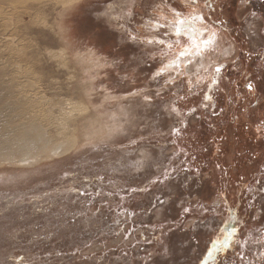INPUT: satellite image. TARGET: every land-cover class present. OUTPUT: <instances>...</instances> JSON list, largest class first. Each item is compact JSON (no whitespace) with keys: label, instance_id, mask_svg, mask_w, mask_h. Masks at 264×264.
I'll return each mask as SVG.
<instances>
[{"label":"rangeland","instance_id":"374dc122","mask_svg":"<svg viewBox=\"0 0 264 264\" xmlns=\"http://www.w3.org/2000/svg\"><path fill=\"white\" fill-rule=\"evenodd\" d=\"M6 1L12 10L0 6V89L11 98L3 104L33 96V112L44 116L39 130L22 133L25 143H35L33 161L0 156V264H264V63L251 78L255 92L245 78L226 77V68L207 88L217 64L243 68L232 53L237 45L244 48L242 36L250 48L262 46L257 21V36L242 23L246 11L237 12L241 24H229L226 35L203 24L217 33L214 49L204 54L218 61L198 76L202 83L192 94L183 63L180 77L167 69L151 78L180 49L148 31L160 22L164 0ZM157 38L165 44L147 43ZM82 56L83 70L76 63ZM79 78L91 79V102L114 128L88 144L77 132L84 112L65 117L63 132L57 125L70 104L90 110L75 90ZM173 78L175 84L166 83ZM158 91L162 99L143 100ZM17 113L13 105L11 117ZM174 126L181 132L172 135ZM66 137L68 149L49 152ZM191 150L202 155L189 157ZM229 234V247L222 246Z\"/></svg>","mask_w":264,"mask_h":264},{"label":"bare ground","instance_id":"6f19581e","mask_svg":"<svg viewBox=\"0 0 264 264\" xmlns=\"http://www.w3.org/2000/svg\"><path fill=\"white\" fill-rule=\"evenodd\" d=\"M25 4H26V2H25ZM0 6H1V8H3L5 10V12H6V10L7 11L8 10H10V11L12 10V8H11L12 7V3H10L9 1L0 0ZM35 13H37V12H35ZM196 21H198V20H196ZM200 28H203V24H202V26ZM207 31H208L209 34L212 33V31L209 30V29H207ZM167 32H168V34H170V33L174 34L175 30L172 27V28H168ZM226 53L228 54V52H226ZM212 57L211 56L208 57V56H205V54H203V56L195 58L193 63L186 67V73L189 75V80H192L194 78H198V76H200V77L204 76L205 75L204 74L205 70L206 69L209 70L210 67L215 65L216 62L218 61L216 57L215 58L214 57L212 58ZM172 62L173 61H171L170 64ZM76 63L83 70L84 65H86V59L83 56L79 57V59H77ZM181 63H183V62H181ZM18 66H19V64H18ZM20 68H21V65H20ZM23 68H22V70H23ZM76 68H78V67H76ZM0 69H1V67H0ZM17 69H16V71H17ZM173 69H175V68H173ZM1 71H4V70H1ZM19 71H21V69ZM90 80H88L89 81L88 82L87 80H85L83 78H79V80H78V82L76 84V87H75V90L78 91L80 96H82L86 100V102L90 105V110H88V112L85 113V111H87L85 106H82V105L78 104L76 107H74V105L71 106V104H70L69 106H70L71 109L69 108L70 110H68L67 113L63 111V113H62V115H61V117L59 119V123L58 124L55 123V124L58 125V127H59V129L61 131L65 130L66 129L67 120H68L69 116L75 115L73 113H78L77 115H81V113L84 112L85 116L82 117L80 124L77 126L78 127V129H77L78 138L80 139L79 142L83 143V144L93 143V142H96L98 140H101V139L105 138L106 136H108L109 134H111L112 130L114 129L113 126L108 125V122L106 121V118L104 117V115L102 113L103 111L100 110L99 107L94 106L93 103L91 102V99H90V95L91 94H90V92L92 90V87H91V83H90L91 81ZM9 96H11L10 95V91H8V90H6L4 88L0 89V123H1V125H0V136H1V138H2V136H3V138L5 137L4 141L1 140L2 144L0 143V156L4 155V154L16 155V156H18V160L20 162H23L24 164H27V163H30L31 161L34 160L35 156L32 155L31 152L34 150L35 143H33V142L30 143V144L25 143L23 141L22 133L27 128L28 129L34 128L35 130H39V128H41V126H42V125L41 126L39 125L40 124V120L39 119H40V117H42L44 115L38 114V112H37V114L33 112V109L38 108L37 105H36L38 103V98L37 99L31 98V97H33V96H31L28 99V95L24 96V94H23L22 97L20 96L21 100H20V98H17V96H16V101H18L17 103L14 102L10 106H4V104H5L4 101L6 99L11 98ZM13 97L14 96H12V98ZM17 99H19V100H17ZM12 100L10 99V101H12ZM13 105L17 109L18 113L16 114V116L11 117L12 116ZM62 110L63 109L61 108V111ZM72 110H73V112H72ZM10 113H11V115H10ZM50 117H51V115L48 114L47 118L50 119ZM65 117H67V120L64 119ZM51 119H52V117H51ZM49 121L51 122V120H49ZM57 121L58 120H56V122ZM53 122L54 121H52V123ZM47 128H48V126H47ZM38 134H40V133H38ZM44 135H45V133H44ZM46 142H48V140ZM39 143H41V142H39ZM42 145H44V144H42ZM71 145H72V141H71V139H68V138H67V140L54 142L52 144V146H51L52 148L49 150V152H52L53 155H58L61 152H63L66 149H68V147L71 146ZM41 147H43V146H41ZM12 159H14V158L12 157Z\"/></svg>","mask_w":264,"mask_h":264},{"label":"flooded vegetation","instance_id":"af4514ba","mask_svg":"<svg viewBox=\"0 0 264 264\" xmlns=\"http://www.w3.org/2000/svg\"><path fill=\"white\" fill-rule=\"evenodd\" d=\"M159 3L160 7L162 8L159 11V14L161 16L159 24L162 25H174L178 19L187 20L192 16H197L199 13H201L198 16H202L205 19L203 20V22H201L200 20L195 21V27L200 28L202 24L207 23L216 28H223L224 34L226 35V27H228L229 24L234 29L239 28L241 23L237 19L236 14L241 10L248 13V16L242 20V23L245 24L249 22V35L253 34L257 36V26H255L257 21L259 34L264 37V0H164L163 2L159 1ZM183 7L187 10L192 9L189 10L190 12H193L192 15H185L183 12ZM222 11H228V15H226L227 17L223 16L221 19H216V13ZM177 12L181 15L178 16ZM131 24L134 23L131 22ZM168 28L172 27H160L159 30L155 31L153 26V29H150L148 31H153V33H160V37L169 39L171 42H174L176 39L175 33L169 35L167 32ZM235 33L237 34V32ZM240 39H242L241 43L245 44L244 48H242L241 45H237L236 50H232V53L233 55H235L234 60L240 61L243 68H241L238 72H235L234 70H232L231 66L226 67V77L237 76L240 78H245V82H251L256 90V82L251 80V78L256 77L257 79V76H259L257 69L263 66L264 43L259 48L252 49L249 47L250 44L248 45L246 37L242 36ZM181 43L182 45L186 43V37L182 38ZM228 55H230V53ZM255 90L253 92H255Z\"/></svg>","mask_w":264,"mask_h":264},{"label":"snow or ice","instance_id":"6c2138e0","mask_svg":"<svg viewBox=\"0 0 264 264\" xmlns=\"http://www.w3.org/2000/svg\"><path fill=\"white\" fill-rule=\"evenodd\" d=\"M177 15L180 16L181 14L177 12ZM204 19L205 18L202 16H192L190 19H187V20L178 19L174 25H169V24L162 25L159 23H156L154 25L155 31L159 30L160 27H174L176 39L174 43L167 42V47L171 49L175 44V46L179 47L180 50L176 55V59L171 64L164 65L163 68L154 72L153 76L151 77L153 80L158 79L165 70L173 69V68H175L176 70V76L180 77L181 62H183L184 67H187L188 65L193 63L195 58L201 57L203 56L205 52H208L214 49V46L217 40V33L212 32L211 34H209L207 29L195 27L196 20H200L201 22H203ZM183 37H186V43L182 45L181 40ZM132 40H135V36L132 37ZM147 43L149 45H152L153 43L164 45L165 41L163 39L157 38L155 41H153L152 39H149L147 40ZM226 67L227 65L217 64L214 68L211 69V71L213 72L212 83L207 85V88L210 89L216 84H218L220 77H221V73ZM205 71H207V69ZM166 83L175 84L176 79L173 78ZM201 83L202 81L199 78H197L195 83H193L192 80H189L187 84L188 92L192 94H196L194 93L193 90L196 86L200 85ZM245 87L247 88L249 92H253L255 90L254 85L251 82L246 83ZM135 94H139V93H135ZM156 98H161V99L163 98L162 91L156 92L154 97L149 96V95L143 96V100L147 104H152L153 100ZM184 98L185 97L183 96L179 97V99L181 100H183ZM210 99H211L210 94L208 92H205L203 94V100L208 101ZM205 107H207V104H205ZM170 110L171 112L179 115L178 109L176 107H172ZM196 111H197L196 108L192 109L193 113H195ZM215 114H216L215 111H213V115ZM180 123H183V122H180ZM259 125L264 126V117H262L261 120L259 121ZM257 131H259V126L257 128ZM180 132H181V129L178 127L174 126L171 129L172 135H176ZM182 154L186 155V153H182ZM231 236L232 234H229L228 236L225 237V240L223 241L222 246L229 247V240L231 239ZM240 246L243 247V245H240ZM261 255H264V253H261ZM240 258L244 259V256L242 253H241Z\"/></svg>","mask_w":264,"mask_h":264},{"label":"trees","instance_id":"16d2710c","mask_svg":"<svg viewBox=\"0 0 264 264\" xmlns=\"http://www.w3.org/2000/svg\"><path fill=\"white\" fill-rule=\"evenodd\" d=\"M204 135L206 136L207 135V131L204 133ZM207 139H209V138H207ZM189 153V157L191 156V157H193V156H196V157H198L199 155H202V154H198L197 152H193L192 150H191V152H188ZM214 159H216L214 156H212ZM208 159V158H207ZM209 159H211V158H209ZM214 159H213V161H214ZM190 160V159H189ZM191 161V160H190ZM215 162V161H214ZM214 162H213V166H215L216 167V164H214ZM195 170V169H194ZM223 178V179H222ZM221 181H222V184H221V196H222V199L224 200V207H223V210H226V171L225 172H223V175L221 176ZM223 215V222H222V226L220 227V229H221V232H224L225 233V230H226V216H224V214H222Z\"/></svg>","mask_w":264,"mask_h":264}]
</instances>
